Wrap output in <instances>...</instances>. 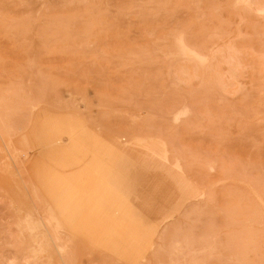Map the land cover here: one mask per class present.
Segmentation results:
<instances>
[{"label": "rangeland", "instance_id": "obj_1", "mask_svg": "<svg viewBox=\"0 0 264 264\" xmlns=\"http://www.w3.org/2000/svg\"><path fill=\"white\" fill-rule=\"evenodd\" d=\"M86 161L116 166L119 195L93 197L110 254L70 229ZM124 243L136 264H264V0H0V264H127Z\"/></svg>", "mask_w": 264, "mask_h": 264}, {"label": "crops", "instance_id": "obj_2", "mask_svg": "<svg viewBox=\"0 0 264 264\" xmlns=\"http://www.w3.org/2000/svg\"><path fill=\"white\" fill-rule=\"evenodd\" d=\"M73 151L76 155L84 157L88 161L89 159H91V157L100 156V154H97L95 152L89 153L79 148H74ZM73 171L74 174L72 175L71 182L78 186L79 190L77 192V196L75 195L76 198L73 199L74 201L76 200V210H74V217L69 222L70 229L77 236L83 239L87 244L95 246L101 251L110 254L113 250H115L114 243L117 241L120 242V235H114L115 230L113 229L115 226V220L112 218L109 212L105 211L104 207H100V210H98L99 213L95 214V208L97 207V203L93 197L94 193H97L95 191V187H98V185L103 187L102 190L104 191V193H101V195L103 196H105V194L107 193V196L111 197L114 193L116 194L118 192H121V189L115 186V180L117 181L116 166L115 164H94L87 163L86 161L85 163L78 165L75 169H73ZM159 172L160 171H158L154 175V177L157 178L156 180L154 179L155 182L161 181V183H165V177L164 174H162L163 172ZM128 179L124 181V184L128 181ZM101 182L103 183L102 185L100 184ZM90 185H93L92 188L90 187ZM122 186L126 187L127 189H132V193L128 192V194L136 195V208H138V205L142 208H145L146 211H148V209H151L149 204L150 198H148L147 193L146 199H142L143 194H139L137 189H134L131 182L127 183V185ZM133 190L135 192H133ZM160 197L162 198V200L165 198V189L163 188L160 193ZM98 200L100 199L98 198ZM153 201L157 203L159 200L153 198ZM134 221L143 222L144 224L148 225L149 223H156V225L158 224L163 227L166 222L165 212H162L161 215L158 212H153L152 218H150L147 214L145 220L144 217H141L135 219ZM121 235H123L122 238L125 237V234ZM131 252H134V249L128 250L129 255L125 260L127 264H136V260H133L134 256L132 257L133 253Z\"/></svg>", "mask_w": 264, "mask_h": 264}, {"label": "bare ground", "instance_id": "obj_3", "mask_svg": "<svg viewBox=\"0 0 264 264\" xmlns=\"http://www.w3.org/2000/svg\"><path fill=\"white\" fill-rule=\"evenodd\" d=\"M260 57V56H259ZM65 140V139H64ZM67 141V140H66ZM28 186V188L31 187V185L29 184H26ZM32 190V189H31ZM36 194V193H35ZM38 195L36 194V196L32 197V207L34 209L35 212H37L38 216L41 217L44 225L46 226L47 230L49 231V222L47 221L46 219V216L45 214H42V212L40 213V204L38 202V199H37ZM124 221H122L123 223ZM122 223L119 224V227L117 228V225H116V228L119 229L121 226H122ZM50 232V231H49ZM123 246H127V243H124ZM122 251H126V250H130V248L127 246V247H123L121 248Z\"/></svg>", "mask_w": 264, "mask_h": 264}]
</instances>
